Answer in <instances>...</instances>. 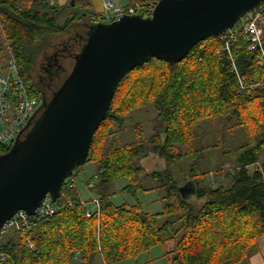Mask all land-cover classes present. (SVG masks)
Masks as SVG:
<instances>
[{
    "label": "trees",
    "instance_id": "1",
    "mask_svg": "<svg viewBox=\"0 0 264 264\" xmlns=\"http://www.w3.org/2000/svg\"><path fill=\"white\" fill-rule=\"evenodd\" d=\"M38 1L43 4L34 9L32 0L24 7L22 0H0V66L11 50L23 78L35 85L39 54L52 46L53 39L81 25L84 34L60 45L67 48L63 62L55 66L58 90L90 30L100 22L87 8L60 24L64 10ZM135 1L144 9L152 0ZM261 39L264 50V26ZM231 43L227 50L222 35L212 36L196 44L182 61L154 58L127 74L95 133L86 162L97 164L92 189L100 198V212L87 217L81 191L67 180L53 217L2 234L0 264H92L96 254L107 264H119L159 245L166 248L169 264H242L257 253L264 237V67L256 60L258 52L243 39ZM69 59L71 69L66 66ZM147 105L157 113L154 135L118 146L127 115ZM214 119L220 121L221 136L239 128L247 136L233 170L216 168L217 176L231 180L228 187H201L198 182L205 177L200 160L209 146L204 138L197 140L195 129L200 121ZM148 147L165 161L166 170L148 173L140 165ZM10 149L0 145V154ZM185 157L194 161L190 169L194 202L182 197L170 170ZM121 178L129 182L123 192L134 198L138 192L151 191L144 181L157 182L165 191L162 212H146L137 199L132 205L115 204L110 184Z\"/></svg>",
    "mask_w": 264,
    "mask_h": 264
},
{
    "label": "water",
    "instance_id": "2",
    "mask_svg": "<svg viewBox=\"0 0 264 264\" xmlns=\"http://www.w3.org/2000/svg\"><path fill=\"white\" fill-rule=\"evenodd\" d=\"M262 3L160 0L151 17L125 15L96 24L25 139L0 155V229L20 211L34 216L46 197H60L66 181L86 164L95 133L127 74L154 58L182 61L196 44L233 29ZM179 191L185 199L196 187L188 182Z\"/></svg>",
    "mask_w": 264,
    "mask_h": 264
},
{
    "label": "rangeland",
    "instance_id": "3",
    "mask_svg": "<svg viewBox=\"0 0 264 264\" xmlns=\"http://www.w3.org/2000/svg\"><path fill=\"white\" fill-rule=\"evenodd\" d=\"M32 6L34 9H38L40 4H43V1H38L37 3L32 0ZM160 0H155L157 4ZM30 0H22L21 6L30 5ZM41 2V3H40ZM39 3V5H38ZM145 9L149 8L147 5H143ZM110 22V21H108ZM86 28L81 25L73 27L72 31L59 36L56 39H53L52 46L46 48L45 52H41L38 57L37 68L40 71L43 63L46 61V57L53 55L54 52L58 49H62L60 45L64 44V41L68 38H74L78 35L84 34ZM63 43V44H62ZM66 56L65 50L60 54L62 60L58 62H63L64 57ZM72 60L66 61V66L68 69L72 68ZM56 68V67H55ZM159 122L157 121V113L152 108L151 105L140 107L134 109L130 114L127 115L125 125L120 131L119 138L117 140L118 146H126L139 141H145L149 139L155 133V128ZM219 124L218 119L214 120H204L200 121L197 124L195 129V134L197 140L201 137L207 141L209 146L208 150L203 154V157L200 160L201 173L204 174L203 177H199V185L201 187L205 185H210L213 187L224 185L230 186L231 180L227 179L224 175L217 176L216 168H221L223 172H228L233 170L237 164V158L239 154V147L247 141L246 132L244 129L239 128L234 131L226 133V135L221 136L219 133ZM200 137V138H199ZM110 140V139H109ZM197 140L195 142H197ZM110 142V141H109ZM194 142V143H195ZM107 144V143H106ZM186 150V148H183ZM235 153V154H234ZM192 157H185L183 161L173 165L171 167L172 178L175 180L180 187H183L188 182H192L190 178L191 167L194 164ZM140 165L148 172H163L166 170L167 165L165 161L159 157L157 154L150 150V147L147 148V153L144 158L140 161ZM97 164L95 162H88L79 172L75 173V177H71L68 180L71 188H78L82 193V200L85 202V205L88 209H94L93 200L97 199L101 201L99 196H97L93 191L94 178L97 173ZM220 170V171H221ZM205 172V173H204ZM129 185V182L126 178H121L113 181L110 184V190L112 193V201L115 204H134L135 200L138 201L142 208L151 213L156 214L162 212L163 202L162 197L165 195V191L162 188H159V184L154 180L144 181V187L151 189L150 192H138L137 197L134 198L130 194L124 193L123 189ZM186 199L190 201H195V194L187 195ZM166 248L163 245L156 246L151 251L140 255L138 258H129L119 264H169L168 258L165 256ZM97 264H107L103 260L100 254H96ZM154 260V262H151Z\"/></svg>",
    "mask_w": 264,
    "mask_h": 264
},
{
    "label": "built area",
    "instance_id": "4",
    "mask_svg": "<svg viewBox=\"0 0 264 264\" xmlns=\"http://www.w3.org/2000/svg\"><path fill=\"white\" fill-rule=\"evenodd\" d=\"M149 8L144 9L138 3L127 8H118L114 2L106 4V15L110 22L120 20L125 15L140 14L144 17H151L155 4H146ZM239 24V25H238ZM238 25V27H237ZM237 25L222 34L226 40V49H231V42L243 39L250 45V50L258 52L256 60L261 67H264V50L261 39V28L264 26V3L251 13L244 16ZM34 85L26 81L21 73L15 54L9 50L6 62L0 66V145L12 148L26 132L32 117L42 102V96L34 95ZM85 203V202H84ZM94 209L87 210V217H91L101 210L100 202L93 200ZM58 212V206L50 196L46 197L35 212L34 216L20 211L10 219L1 229L0 238L9 229L28 228L34 220H45L53 217ZM4 256L0 252V261Z\"/></svg>",
    "mask_w": 264,
    "mask_h": 264
},
{
    "label": "crops",
    "instance_id": "5",
    "mask_svg": "<svg viewBox=\"0 0 264 264\" xmlns=\"http://www.w3.org/2000/svg\"><path fill=\"white\" fill-rule=\"evenodd\" d=\"M48 5L58 6L59 9L64 10L59 23L63 24L72 14L81 9H90L91 12L99 19V22L110 21L106 15V4L108 2H114L118 8H127L134 3L135 0H44ZM57 1V2H56ZM155 0L147 3L149 5L154 4ZM97 256L95 255L92 264L96 263ZM151 262H154L152 260ZM242 264H264V237L259 240V250L253 254L248 261Z\"/></svg>",
    "mask_w": 264,
    "mask_h": 264
},
{
    "label": "flooded vegetation",
    "instance_id": "6",
    "mask_svg": "<svg viewBox=\"0 0 264 264\" xmlns=\"http://www.w3.org/2000/svg\"><path fill=\"white\" fill-rule=\"evenodd\" d=\"M63 48L64 50H66ZM63 49H58L54 52L53 55L46 57V61L43 63L40 71L38 68L34 71V88L36 90H40V94L42 96V102L37 109V113L34 116L33 121L31 122L29 128L26 129V132L23 135L25 139L26 135L30 132L35 122L41 117L43 112L45 111V105L49 103L54 95V93L58 90L55 89V77H58V73L55 70V66L58 67V54L63 52ZM1 155V154H0Z\"/></svg>",
    "mask_w": 264,
    "mask_h": 264
},
{
    "label": "bare ground",
    "instance_id": "7",
    "mask_svg": "<svg viewBox=\"0 0 264 264\" xmlns=\"http://www.w3.org/2000/svg\"><path fill=\"white\" fill-rule=\"evenodd\" d=\"M90 1V0H89ZM57 2V1H56ZM165 60V59H164ZM219 120V119H218ZM195 141V140H194ZM198 142V141H197ZM235 154V153H234ZM183 161V160H182ZM255 164V163H254ZM243 168V167H242ZM239 169V168H238ZM205 173V172H204ZM233 174V173H232ZM234 183V182H233ZM147 212V211H146ZM29 230V229H28ZM255 253V252H254Z\"/></svg>",
    "mask_w": 264,
    "mask_h": 264
}]
</instances>
